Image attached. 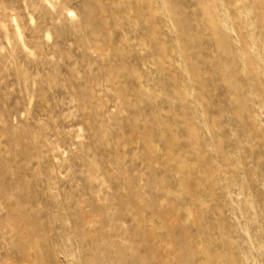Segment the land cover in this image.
<instances>
[{
  "label": "rangeland",
  "instance_id": "1",
  "mask_svg": "<svg viewBox=\"0 0 264 264\" xmlns=\"http://www.w3.org/2000/svg\"><path fill=\"white\" fill-rule=\"evenodd\" d=\"M0 264H264V0H0Z\"/></svg>",
  "mask_w": 264,
  "mask_h": 264
}]
</instances>
